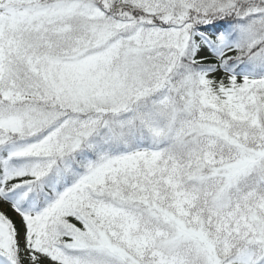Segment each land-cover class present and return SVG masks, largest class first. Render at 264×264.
I'll use <instances>...</instances> for the list:
<instances>
[{
	"label": "snow or ice",
	"instance_id": "snow-or-ice-1",
	"mask_svg": "<svg viewBox=\"0 0 264 264\" xmlns=\"http://www.w3.org/2000/svg\"><path fill=\"white\" fill-rule=\"evenodd\" d=\"M0 264H264V0H0Z\"/></svg>",
	"mask_w": 264,
	"mask_h": 264
}]
</instances>
